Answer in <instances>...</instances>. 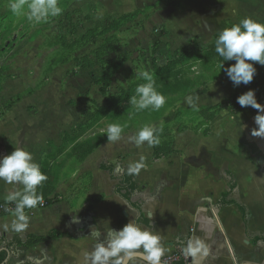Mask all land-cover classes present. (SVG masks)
<instances>
[{
	"label": "crops",
	"instance_id": "obj_1",
	"mask_svg": "<svg viewBox=\"0 0 264 264\" xmlns=\"http://www.w3.org/2000/svg\"><path fill=\"white\" fill-rule=\"evenodd\" d=\"M175 1L180 4L179 12L165 7L162 11L169 9L167 14L171 15L185 10L195 13L199 33L183 31L175 36L166 27L168 34L163 42L173 52L213 49L219 31L245 17L264 23V0ZM9 3L10 0H0V21L14 16ZM2 60L3 55L0 158L9 155L14 147H21L42 169L44 160L63 145L64 137L83 124H76L73 108H64L65 102L57 94L43 96L44 86L36 76L27 75L31 69L26 65L9 69ZM252 63L256 74L247 85L234 86L225 74L184 96L178 110L193 113L197 122L190 128L173 127L164 135L165 144L149 147L145 142L138 148L130 140L135 135L132 133L102 143L82 160L69 155L67 161L59 163L61 155L71 148L57 153L53 159L57 182L47 196L57 202L47 206L43 200L36 208L26 210L29 225L22 232L11 228L13 212L0 215V238L4 243L15 236L23 241L29 237L48 238L52 233L59 237L31 246L26 252H8L4 264H86L85 253L94 249L98 239L103 240V236L90 237L92 227L103 233L110 228L120 230L133 220L142 229L161 236L166 249L161 257L163 263L181 259L180 246L199 239L209 245L208 255L187 256L186 264H264V138L251 135L257 127L254 117L258 110L251 108L232 115L225 106L227 100L249 90L259 96L264 106V66ZM10 88L16 91L5 98ZM189 96L199 97L195 109L186 102ZM218 105L222 106L219 114L202 124L200 111ZM178 113L175 111L170 118ZM156 148L168 150L156 159ZM141 158L145 166L133 173L138 190L130 204L115 193L118 182L100 165H115L119 175ZM22 188L0 180V204L8 203L5 197L10 191ZM225 194H229L227 202H233L228 206L221 203ZM235 202L245 208L246 222ZM132 204L141 207L143 222L138 220L140 213ZM74 219L79 222L73 223ZM129 264L145 263L132 260Z\"/></svg>",
	"mask_w": 264,
	"mask_h": 264
},
{
	"label": "rangeland",
	"instance_id": "obj_2",
	"mask_svg": "<svg viewBox=\"0 0 264 264\" xmlns=\"http://www.w3.org/2000/svg\"><path fill=\"white\" fill-rule=\"evenodd\" d=\"M58 5L62 14L39 24L16 15L0 21V48L4 49L2 62L9 69L26 65L31 69L27 75L36 76L44 86V97L57 94L65 102L64 108H73L76 124L87 123L90 131L78 145L110 142L106 136L110 123L124 127L121 136L135 134L145 125L162 129V144L173 127L195 126L193 113L178 110L180 101L191 88L225 75L217 67L219 59L178 64L170 73L157 75L159 68L181 54L166 49V29L175 36L183 31L199 33L195 13L185 10L171 15L167 14L169 9L162 11L165 7L179 12L180 4L175 0H58ZM145 70L165 97L159 110L150 106L138 111L129 103L137 85L146 82L138 75ZM102 80L106 86L98 84ZM11 90L5 91V98L16 91ZM116 97H121L123 111L115 107L110 114L107 101ZM175 111L179 113L170 118ZM158 117L161 119L155 121ZM73 149L61 155L59 163L67 161L69 155L80 160L81 152Z\"/></svg>",
	"mask_w": 264,
	"mask_h": 264
},
{
	"label": "clouds",
	"instance_id": "obj_3",
	"mask_svg": "<svg viewBox=\"0 0 264 264\" xmlns=\"http://www.w3.org/2000/svg\"><path fill=\"white\" fill-rule=\"evenodd\" d=\"M11 12L16 16H24L30 23L39 24L46 22L62 14V8L58 0H10L8 5ZM215 52L223 62H218L217 67L224 70L226 76L234 86L244 85L253 81L256 62L264 66V23H260L251 17H245L238 23L225 27L219 31L214 41ZM235 61L234 64L225 68V62ZM139 77L145 83L137 85L135 95L129 98V103L138 111L152 107L159 110L165 104V97L155 88V80L149 71H140ZM199 97H187V104L196 108V100ZM241 107L251 106L258 110L254 117L257 126L251 132L253 137L264 138V106L257 102L255 92L249 90L237 98ZM124 127L117 123L107 126V140L117 141L121 139ZM151 125H145L135 135L130 137L136 147H141L147 142L149 147L160 143L159 133ZM143 158L139 162L129 165V172L136 173L143 168ZM48 177L42 173L39 164L34 162L30 152L21 147L7 156L0 158V180L8 184L22 185V191H10L5 201L15 203L12 215L11 228L16 232L24 231L29 225V216L25 209H33L43 202V195L38 194L37 188L45 182ZM79 221L74 219L73 223ZM5 228L8 225H4ZM98 239L94 249L85 253L86 264H127L135 256L143 258L145 264H160L161 257L166 251L161 243V236L148 229H142L134 220L127 223L122 229H109L101 232L97 227H92L90 237H102ZM186 256L196 257L197 254L207 256L209 245L202 240H188L183 248Z\"/></svg>",
	"mask_w": 264,
	"mask_h": 264
},
{
	"label": "trees",
	"instance_id": "obj_4",
	"mask_svg": "<svg viewBox=\"0 0 264 264\" xmlns=\"http://www.w3.org/2000/svg\"><path fill=\"white\" fill-rule=\"evenodd\" d=\"M121 19L123 21V18H121ZM118 23H120V22H118ZM83 40H85V39H83ZM91 41L92 40H89L86 43H89ZM2 49L3 48H0V52L2 51ZM3 52H4V49H3ZM2 55L3 54L0 53V57ZM204 59H207V60L211 59L212 61L216 60V59H219V62H223L222 59L216 54L215 48H213L212 50L206 51V52H202V50H199V49L195 50L193 48L183 49L181 51V54L179 55V59H175L174 61L169 63L165 68L164 67L159 68L157 70V72H159V74L157 72L156 73L159 76L160 75H164L162 73H165V74H167L168 72L170 73L172 68L177 66L178 64H195V63L203 61ZM234 63H235V61L225 62L224 67L227 68V67H229L230 65H232ZM104 71H107V70L104 69ZM220 77L217 76L214 79H212L210 82L216 81ZM103 79L105 80V77ZM104 80L98 82V84L106 86ZM206 84H208V82L200 85L197 88L196 87L195 88H191L190 90H188L186 92V94L184 96H186L190 92H192V91H194V90H196V89H198L200 87L205 86ZM103 88H105V87H103ZM239 96L240 95L233 96L232 98L227 100V102L225 103V106L229 109V111H230V113L232 115H238L241 112H243L244 110L252 108L251 106L241 107L237 103V98ZM120 98L121 97L109 98V100L107 101V106L110 105V114H112V112H114L115 107H118V108L121 107V109L123 111V108H122L123 102H122V100ZM256 98H257V102L260 104L259 96H257ZM148 109H150V107ZM221 109H222V106L218 105V106L212 108L211 110L200 111V113H199L200 117H202V119H203L202 124L205 123V122L212 121L219 114ZM135 110H137V109L135 108ZM149 114H151V113H149ZM159 119H161V118L160 117H158L157 119L154 118L155 121H157ZM86 124L76 128L72 132V134L66 135L64 137V139H63L62 147H60L59 149H56V151H54L52 154H50L44 160L43 168L41 169V171H42V173H44L48 177V179L45 182H43L41 186H39L37 188V192H38V194H42L43 195V200H45V204L47 206L57 202V199H53V200H48L47 199V196H48L50 190L54 187V184L57 182V177H58L57 172L55 173V169L53 168V164H54L53 159L55 158V155L57 153L58 154H63L66 151L67 148H71V149L74 148L73 152H78V151L81 152L80 160H82V159L86 158V156L91 154L94 150H96L102 144V142L98 143V144H93V143L87 142V143H83L81 145H78L79 140L81 138H83L90 131L89 126H87ZM165 150H168V148L167 149L156 148V150H155V158L156 159L160 158V156H162V154H163V152ZM167 154H169V153H167ZM100 169L105 171V172H107L110 175L112 180H115V181L118 182V184H117V186L115 188V193L118 196L124 198L126 201H128L131 204V198H132L133 194L138 190V184H137V182L135 180L134 174L130 173L129 171H127L125 169H123L122 173L118 175L117 174V167L115 165H113V164L102 163L100 165ZM229 177L231 179H233V176L231 174H229ZM228 197H229V194H225L223 196L222 202H221L223 206H228V205L233 203V202H227V198ZM3 205L12 207V209L14 211V208H15V203L14 202L13 203H3ZM235 205L242 212V214L244 216V222H246V211H245V208L242 207L241 205L237 204L236 202H235ZM132 206L134 208H136L139 211V213H140V216H139L138 220L140 222H143L144 220H143V217L141 215V207L133 205V204H132ZM26 210H28V209H25V211ZM1 215H3V214H1ZM58 237H59L58 233H52L48 238L29 237L25 241H23V239L20 236H15L14 239L11 242H4V243H2V239L0 238V248L3 247L2 249H4V250H2L0 252V264H4L5 263V261L7 259V256H8V252H26L31 246H34L36 244H39V243L47 241V240L56 239ZM186 243H184V244H182L180 246L181 252H180L179 256L181 257V259L179 261H177L176 263H174V264H186L185 258L187 256L183 252V248L186 246Z\"/></svg>",
	"mask_w": 264,
	"mask_h": 264
},
{
	"label": "built area",
	"instance_id": "obj_5",
	"mask_svg": "<svg viewBox=\"0 0 264 264\" xmlns=\"http://www.w3.org/2000/svg\"><path fill=\"white\" fill-rule=\"evenodd\" d=\"M10 212H13L12 207L0 204V215L1 214H7V213H10ZM179 259L180 258L168 259L167 262H168V264H170L172 262L178 261ZM185 260H186V262H188V257H186Z\"/></svg>",
	"mask_w": 264,
	"mask_h": 264
},
{
	"label": "water",
	"instance_id": "obj_6",
	"mask_svg": "<svg viewBox=\"0 0 264 264\" xmlns=\"http://www.w3.org/2000/svg\"><path fill=\"white\" fill-rule=\"evenodd\" d=\"M132 260H139V261L145 263L144 260H143V258L141 256H139V255L135 256ZM132 260H130V261H132ZM130 261H128L127 264H129ZM160 264H166V263H163V262L160 261Z\"/></svg>",
	"mask_w": 264,
	"mask_h": 264
}]
</instances>
